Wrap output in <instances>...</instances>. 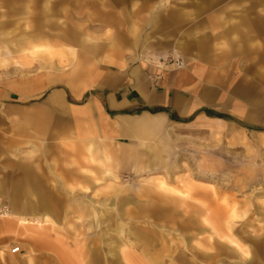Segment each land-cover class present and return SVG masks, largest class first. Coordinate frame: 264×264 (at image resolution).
<instances>
[{
	"label": "crops",
	"instance_id": "obj_1",
	"mask_svg": "<svg viewBox=\"0 0 264 264\" xmlns=\"http://www.w3.org/2000/svg\"><path fill=\"white\" fill-rule=\"evenodd\" d=\"M148 21L151 38L164 26L172 28L164 39L154 42L144 39L145 50H160L178 43L186 59L184 68L156 71L142 56L129 58L124 53L114 52L103 61L92 63L85 71L77 70L72 77L65 72L67 64L60 66L57 75L0 76V203H9L11 213L10 218L1 219L0 234L7 231L30 239L28 232L33 225V228L41 227L53 217L62 219L64 212L70 210L69 201L57 200L49 191L55 162L69 179L71 160L80 162L84 158L102 163L107 160L104 175L117 179L118 172L142 169L138 166L139 159L149 155L151 144L166 145L169 130L183 138L188 134L192 136L196 127L216 131L213 120L235 122L240 126L239 119L254 120L246 117L248 114L243 108H253L256 112L264 107L260 98L244 92L238 97L241 102H236L231 111L227 108L231 95L222 94L226 75L261 73L264 0L175 2L162 13H152ZM130 23L129 26H134ZM61 38L68 41L70 36L66 34ZM0 42H3L1 38ZM219 43H227V47L219 50L216 48ZM27 44L30 45L26 48L19 45L20 50L39 54L45 65L51 57L57 55L62 62L65 56L63 51H55L46 42L37 44L30 40ZM69 51L73 54V50ZM154 74L160 77L155 79ZM257 133L264 135V131ZM261 140L264 142V137ZM93 150L102 157L95 158ZM82 170L88 169L83 167ZM159 182L164 185L162 180L155 181L154 185L142 189L141 194L160 193L164 195V203L172 206V212L175 213V207L185 212L193 209V212L184 216L175 228L176 213L171 214L169 208L161 212L148 210L145 216L153 221L149 224L146 221V234L142 230L138 238L133 237L137 233L119 219L118 228L131 233L126 237L129 250L130 246L146 250L150 260L154 252L159 251L160 256L165 255L166 260L176 264L181 252L178 246L169 245L168 236L173 238V231L193 229L196 233L187 236L190 242L187 244L192 242V247L187 248L197 264L201 261L205 264H264V259L259 257L264 254V246L258 249L259 256L250 255L249 247L242 243V235L232 222H218L208 204L194 197L192 200V191L197 196L202 195L199 190H193L192 184L174 186L188 190L186 196H180L162 192L157 188ZM117 198V206L128 203L123 196ZM111 204L113 206L114 202ZM231 212L235 216L234 210ZM25 219L26 223L21 222ZM100 234L95 240L102 246ZM202 234H206L204 238L199 237ZM228 235L246 248L249 259L224 240ZM131 238L134 241H130ZM166 260L163 259V263ZM29 261L34 264L27 256L24 263Z\"/></svg>",
	"mask_w": 264,
	"mask_h": 264
},
{
	"label": "rangeland",
	"instance_id": "obj_2",
	"mask_svg": "<svg viewBox=\"0 0 264 264\" xmlns=\"http://www.w3.org/2000/svg\"><path fill=\"white\" fill-rule=\"evenodd\" d=\"M188 1L0 0V38L3 41L0 42V76L57 75L60 66L67 64L65 72L72 77L77 70L85 71L92 63L103 61L114 52L124 53L129 58L142 56L156 71L182 69L186 59L181 45L176 43L160 50H145L142 41L164 39L172 28L164 26L151 38L148 20L152 13H162L175 2L183 4ZM66 34L70 36L68 41L61 38ZM30 40L37 44L46 42L55 51H63L62 62L54 56L45 65L39 54L22 52L19 45L29 47L26 42ZM224 46L227 47V43L216 44L219 50ZM175 58L183 62L181 68L174 65ZM261 61L259 74L225 76L222 94L231 95L229 110L234 109L236 102H241L238 97L244 92L264 102V59ZM153 76L156 79L160 74ZM243 109L248 114L246 117L254 119L252 122L239 119L242 123L239 126L235 122L213 120L216 131L196 127L192 136L188 134L183 138L174 136L173 130H169L166 145L151 144L149 155L139 159L138 166L142 169L118 172L117 179L104 175L105 165L109 163L107 160L103 163L84 158L80 162L71 160L69 179L63 175L61 166L53 163L49 191L53 192L55 199L69 201L70 210L64 212L62 219L53 217L41 227L33 228V225L28 232L30 239L3 231L0 234V264H25L27 256L34 264H51L54 261L59 264H88V260H96L98 264H173L164 258L165 255L160 256L159 251L154 252V258L150 260L146 250H135V246H130L132 249L129 250L126 237L131 233L118 228L120 219L137 233L132 234L133 237L138 238L142 230L146 234L144 226L153 221L145 216L148 210L161 212L169 208L167 210L171 214L176 213L175 228L184 216L193 212V209L185 212L183 208L175 207L174 213L172 206L164 203V195L156 192L141 194L142 189L158 180L164 182L163 190L174 191L175 194L181 191L184 196L188 190L174 186L192 184L193 190L197 189L202 194L197 196L192 191V200L194 197L200 203L208 204L218 222H232L242 235V243L249 247L250 255L259 256L258 249L264 246V142L261 140L264 135L250 127L264 128V107L256 112L249 107ZM93 155L97 159L102 157L94 150ZM147 163L154 169H150ZM83 167L88 170H82ZM118 196L127 198L128 203L117 206ZM231 210L235 216L231 215ZM99 233L102 246L95 240ZM195 233L193 229L179 230L173 231V238L168 236L169 245L178 246L181 252L176 264H197L188 249L192 242L189 245L187 239ZM205 235L199 237L204 238ZM116 241L119 248L108 252L107 249ZM130 241L134 240L131 238ZM157 243L160 244L161 240ZM14 246H20L19 254L9 253ZM259 257L264 259V254ZM163 259L166 260L164 263Z\"/></svg>",
	"mask_w": 264,
	"mask_h": 264
},
{
	"label": "bare ground",
	"instance_id": "obj_3",
	"mask_svg": "<svg viewBox=\"0 0 264 264\" xmlns=\"http://www.w3.org/2000/svg\"><path fill=\"white\" fill-rule=\"evenodd\" d=\"M33 52V51H32ZM57 56V55H56ZM163 184L161 183V182H159L158 184H157V188L158 189H160L162 192H164V193H174V191L173 192H170V191H165V190H163ZM176 192V191H175ZM178 193L179 194H176V195H180V196H184V193H182L181 191H178ZM10 215H11V213L9 212V206H8V209L6 210V211H4L2 214H0V219H2V218H10ZM203 221L206 223V224H209V222H208V220L207 219H203ZM21 222H23V223H26L27 221H26V219L25 220H21ZM29 222V221H28ZM31 222V221H30ZM113 229V228H112ZM217 229V228H216ZM110 231V230H109ZM111 232H114V231H111ZM214 232V231H213ZM108 234H110V233H108ZM217 234V233H216ZM117 235V234H116ZM223 235V234H222ZM118 236H119V234H118ZM220 237V236H219ZM102 238V237H101ZM118 238H120V237H118ZM224 238V240H227L229 243H231L232 245H234V246H236L237 247V250H238V248H239V250H241L242 251V253H243V255L246 257V258H248L249 259V253H248V251L246 250V248L245 247H243V246H241L240 244L241 243H239L236 239H234L231 235H228V236H225V237H223ZM110 239V238H109ZM222 239V238H221ZM112 240V239H111ZM209 240V239H208ZM101 242H102V240H101ZM111 243V242H110ZM109 243V244H110ZM112 246L111 247H109V249H107L108 250V252H112V251H114L115 249H118L119 248V246H118V242L116 241L115 242V244L114 243H112L111 244ZM13 248V247H12ZM240 251V252H241ZM125 254H127V253H125L124 252V255ZM102 257H103V255H102ZM143 258H145V257H143ZM88 264H98L97 262H96V260H88Z\"/></svg>",
	"mask_w": 264,
	"mask_h": 264
},
{
	"label": "built area",
	"instance_id": "obj_4",
	"mask_svg": "<svg viewBox=\"0 0 264 264\" xmlns=\"http://www.w3.org/2000/svg\"><path fill=\"white\" fill-rule=\"evenodd\" d=\"M174 65L177 68H181L183 66V62L179 58L174 59ZM8 209L7 205L1 204L0 203V214H2L4 211ZM20 252V247L19 246H14L13 248L10 249V253L15 254Z\"/></svg>",
	"mask_w": 264,
	"mask_h": 264
},
{
	"label": "trees",
	"instance_id": "obj_5",
	"mask_svg": "<svg viewBox=\"0 0 264 264\" xmlns=\"http://www.w3.org/2000/svg\"><path fill=\"white\" fill-rule=\"evenodd\" d=\"M251 129H255V130H258V131H264V128H260V127H250Z\"/></svg>",
	"mask_w": 264,
	"mask_h": 264
}]
</instances>
